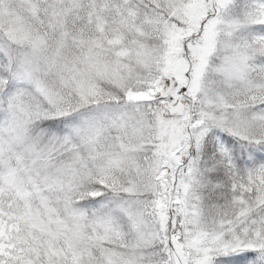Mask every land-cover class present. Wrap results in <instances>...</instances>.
Returning a JSON list of instances; mask_svg holds the SVG:
<instances>
[{
	"label": "snow or ice",
	"instance_id": "6c2138e0",
	"mask_svg": "<svg viewBox=\"0 0 264 264\" xmlns=\"http://www.w3.org/2000/svg\"><path fill=\"white\" fill-rule=\"evenodd\" d=\"M0 264H264V0H0Z\"/></svg>",
	"mask_w": 264,
	"mask_h": 264
}]
</instances>
